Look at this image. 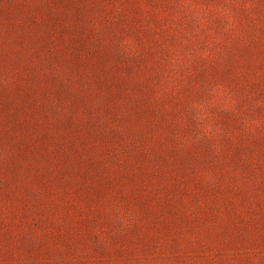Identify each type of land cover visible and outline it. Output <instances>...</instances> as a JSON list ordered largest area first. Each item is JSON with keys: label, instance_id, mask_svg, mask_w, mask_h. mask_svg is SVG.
<instances>
[{"label": "rangeland", "instance_id": "1", "mask_svg": "<svg viewBox=\"0 0 264 264\" xmlns=\"http://www.w3.org/2000/svg\"><path fill=\"white\" fill-rule=\"evenodd\" d=\"M0 264H264V0H0Z\"/></svg>", "mask_w": 264, "mask_h": 264}]
</instances>
